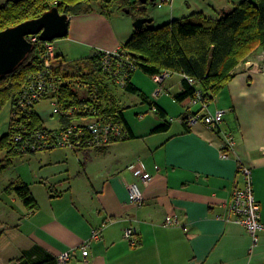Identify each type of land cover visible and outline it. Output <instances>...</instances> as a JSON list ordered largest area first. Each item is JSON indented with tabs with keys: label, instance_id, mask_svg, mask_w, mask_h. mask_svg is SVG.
Segmentation results:
<instances>
[{
	"label": "crops",
	"instance_id": "crops-1",
	"mask_svg": "<svg viewBox=\"0 0 264 264\" xmlns=\"http://www.w3.org/2000/svg\"><path fill=\"white\" fill-rule=\"evenodd\" d=\"M241 1L156 0L151 13L144 9L160 25L195 12L218 18ZM134 22L128 8L109 17L98 11L71 16L68 35L51 42L55 60L60 57L55 63L66 68L70 59H88V70L79 69L90 72L95 54L117 51L132 37ZM263 52L260 48L251 56L257 59ZM247 60L210 101V112L224 110L222 132L203 122L189 127L181 121L200 108L191 98L176 100L183 91L181 74H172L167 93L155 96L154 76L133 72L131 82L166 111V118L132 93L138 96L135 111L120 102L128 138L103 148L65 150L60 159L48 151L40 172L22 173L19 179L29 185L38 209L31 211L14 193L2 199L0 264H58L68 250L69 264H264V231L254 244L243 224L218 217L243 185L239 166L245 163L252 168L264 221V74ZM37 111L44 125L53 116L47 107ZM166 122L168 129L154 132ZM224 134L234 138L235 147L226 145ZM140 165L152 176L149 184L140 177ZM128 182L140 186L142 205L130 203ZM168 215H176L184 227L167 226ZM130 227L136 229V245L125 236ZM94 232L98 238H92ZM88 239L85 257L80 247Z\"/></svg>",
	"mask_w": 264,
	"mask_h": 264
},
{
	"label": "trees",
	"instance_id": "trees-1",
	"mask_svg": "<svg viewBox=\"0 0 264 264\" xmlns=\"http://www.w3.org/2000/svg\"><path fill=\"white\" fill-rule=\"evenodd\" d=\"M155 2L149 0L146 4ZM54 6H58L61 13L71 16L98 11L109 17L118 10L128 8L134 21L149 17L144 9L145 4L140 0H6L0 4V31L37 18ZM152 22L135 28L132 37L118 49L119 55L112 56L110 69L104 67L105 52L100 51L95 54L93 68L88 73L80 69L67 73L62 64L55 63L56 56L50 55L45 41L39 39L34 42L27 59L13 72L0 77V111L8 102L11 103L9 130L0 137V174L11 167L17 158L27 154L20 151L14 142L12 114L31 79L47 70L46 59L51 62L49 78L54 82V88L41 100L56 102L60 112L57 115L59 128L92 119L115 122L126 133L124 140L130 136V132L115 89L123 88L139 94L161 118H166V111L158 104L151 103L131 82L134 72L130 68L131 62L150 76L165 70L181 74L183 91L175 96L178 101L194 97L198 90L203 91L210 100L233 77L240 63L256 50L264 49V0H243L222 11L218 18L195 12L157 27L151 26ZM126 55L130 57V62L118 67L117 61H122L121 57ZM122 74L125 75V83L120 85L117 78ZM189 77L195 78L196 82L191 83ZM85 106L90 110L82 111ZM78 109L81 111L76 112ZM71 110L73 113H70ZM23 118L28 128L51 129L44 125L36 106L29 109L28 115L24 114ZM168 126L166 122L156 127L154 132L166 130ZM5 191L17 195L31 211L38 209V203L25 181H13Z\"/></svg>",
	"mask_w": 264,
	"mask_h": 264
},
{
	"label": "built area",
	"instance_id": "built-area-1",
	"mask_svg": "<svg viewBox=\"0 0 264 264\" xmlns=\"http://www.w3.org/2000/svg\"><path fill=\"white\" fill-rule=\"evenodd\" d=\"M163 3H169L172 0H160ZM29 40L37 42L40 38L38 35L28 36ZM49 49L50 55L53 57V47L50 41H45ZM105 56L103 58V64L105 68L110 69V63L112 56H118V50L104 51ZM124 54V53H123ZM122 61H117V66H124L125 63L130 62L128 55L121 57ZM47 70L40 72L37 76L31 79V82L24 89V94L21 96L15 108L12 119L14 128V142L20 151L24 153L49 151L57 147H67L73 150H79L83 148H97L106 146L113 141L122 140L126 133L123 132L122 127L115 122H100L97 119H92L84 122H76L69 126L55 127L49 130L45 129H31L28 128L24 122L23 115H28V110L37 106L36 104L42 99V96L51 91L54 88L51 82V74L49 67L51 66L50 60L46 59ZM247 64L256 68L258 71L264 74V52L257 59L247 60ZM130 68L134 71L137 70L132 62ZM172 72L165 70L154 78L159 84V88L155 90V96H159L167 93L165 88L166 81L172 76ZM119 76V75H118ZM50 77V78H49ZM191 83H195L196 79L189 77ZM117 82L120 85L125 83V75L122 74L117 78ZM209 100L204 95V92L198 90L196 95L191 98L193 105H199V110L187 113L181 118V121L191 127L198 122H203L209 129L213 131L222 132V122L224 120V110H217L215 112L209 111ZM89 107L85 106L82 111L87 112ZM81 110H76V112ZM60 112L56 106L55 101H51V114L58 115ZM73 113V110L70 111ZM29 130H28V129ZM58 128V129H57ZM226 145L230 148L235 147L236 141L231 135L224 134ZM240 171L243 175V185L236 187L232 197L225 203V213L219 215V218L225 220H233L243 224L248 232L253 237L254 244L259 239V232L264 231V221L261 219V206L254 193L253 186V172L250 165L240 163ZM140 177L145 184H149L152 180V176L146 172L140 165ZM160 167H157L159 170ZM128 194L130 203L140 206L144 201V194L137 182H128ZM167 226H183L179 218L176 215H168L165 220ZM184 227V226H183ZM125 236L130 240L131 244L136 245L138 240L136 239V229L134 227L127 228L125 230ZM99 233L94 232L92 238H98ZM91 239H88L80 247L83 255L86 257L88 254V248L90 247ZM72 257V251H64L58 256V264H69Z\"/></svg>",
	"mask_w": 264,
	"mask_h": 264
},
{
	"label": "water",
	"instance_id": "water-1",
	"mask_svg": "<svg viewBox=\"0 0 264 264\" xmlns=\"http://www.w3.org/2000/svg\"><path fill=\"white\" fill-rule=\"evenodd\" d=\"M140 1L146 4L149 0ZM70 17L69 14L61 13L58 6H54L37 18L25 20L0 31V77L13 72L27 59L34 48V43L28 36L38 35L43 41L64 38L69 33ZM152 20L151 17L138 18L134 26L141 28L144 23Z\"/></svg>",
	"mask_w": 264,
	"mask_h": 264
},
{
	"label": "rangeland",
	"instance_id": "rangeland-1",
	"mask_svg": "<svg viewBox=\"0 0 264 264\" xmlns=\"http://www.w3.org/2000/svg\"><path fill=\"white\" fill-rule=\"evenodd\" d=\"M145 7L148 8L147 10L149 13H151L153 9L155 8L154 4L152 3L145 4ZM150 25L153 27L159 26V24H157V22H154V21ZM251 55H249L247 59H253L252 57L254 56H251ZM58 59H60V57H58L55 61H57ZM90 62L91 60H88V59L87 60H83V59L75 60V58L73 60L70 59L68 65H66V70H67L66 72L67 73L76 72L77 70H79V67H82L83 70H88L86 63H90ZM134 73L144 75V73H142L140 69L135 70ZM137 81L139 80L137 79ZM154 84L156 85L155 90L158 89L159 84L158 83H154ZM119 90H121V94L118 92L119 96H121L120 102L122 100L124 101V103H127V105L131 104V107L127 108V110H130V111L134 110L133 108L135 107V104L138 100V96L132 93H128L123 88H120ZM124 94L126 95L123 98L122 96H124ZM41 102L42 104L39 105ZM50 102L51 101L48 99L41 100L37 104L36 108L44 109L45 107H47V111L49 113L50 112L49 110L51 109ZM10 117H11V103L8 102L0 111V137L3 134L7 133L9 130ZM48 118H49V121L45 123L46 127H50V128L59 127V122H58L59 118L57 115H53V116L49 115ZM65 150L70 151L71 149L67 147H57L49 151H51V154H54V156H56L57 159H60V157H62L63 151ZM45 153H48V151H38L35 153L34 152L27 153L25 156L17 158L11 167H9L3 173L0 174V207L3 206V203H2L3 198H8L9 200L10 195L9 193H7V191H5L6 186H8L12 181H16L17 179H19V177L22 176V173L30 172L32 168L34 170V174L40 172L41 170L40 166L44 163L43 155ZM42 158H43V163L40 162Z\"/></svg>",
	"mask_w": 264,
	"mask_h": 264
}]
</instances>
